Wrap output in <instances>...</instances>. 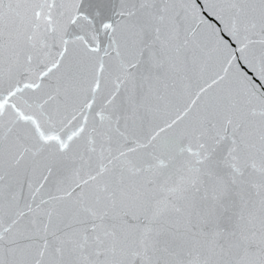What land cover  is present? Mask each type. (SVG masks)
Returning <instances> with one entry per match:
<instances>
[{
  "label": "snow or ice",
  "instance_id": "obj_1",
  "mask_svg": "<svg viewBox=\"0 0 264 264\" xmlns=\"http://www.w3.org/2000/svg\"><path fill=\"white\" fill-rule=\"evenodd\" d=\"M0 264H264V0H0Z\"/></svg>",
  "mask_w": 264,
  "mask_h": 264
}]
</instances>
